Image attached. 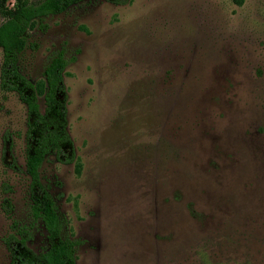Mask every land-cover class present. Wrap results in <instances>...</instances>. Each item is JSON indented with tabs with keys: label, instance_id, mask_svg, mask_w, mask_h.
<instances>
[{
	"label": "rangeland",
	"instance_id": "obj_1",
	"mask_svg": "<svg viewBox=\"0 0 264 264\" xmlns=\"http://www.w3.org/2000/svg\"><path fill=\"white\" fill-rule=\"evenodd\" d=\"M58 51L76 160L49 152L39 174L76 264H264V0H85L26 30L21 73L41 80ZM25 122L0 89V264L11 221L48 246Z\"/></svg>",
	"mask_w": 264,
	"mask_h": 264
},
{
	"label": "trees",
	"instance_id": "obj_2",
	"mask_svg": "<svg viewBox=\"0 0 264 264\" xmlns=\"http://www.w3.org/2000/svg\"><path fill=\"white\" fill-rule=\"evenodd\" d=\"M85 0H13L12 5L0 0V89L13 92L26 112L24 130V174L27 177L28 212L32 220H39L46 233L48 246L36 253L28 245L31 235L28 225L15 221L10 232L2 237L9 256V264H76V239L62 236L61 222L54 201L42 184L39 168L46 154L52 152L57 161L74 162L72 142L66 128V93L63 70L67 63L58 51L44 65L42 79L32 83L19 69V56L26 47V30L47 15L59 14L68 7ZM125 4L131 0H104ZM240 5L243 0H229ZM42 97L40 108L38 97ZM4 138L8 140V135ZM2 193L10 186L2 182ZM0 210L6 216L12 211L8 197L2 198Z\"/></svg>",
	"mask_w": 264,
	"mask_h": 264
}]
</instances>
